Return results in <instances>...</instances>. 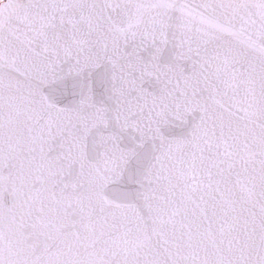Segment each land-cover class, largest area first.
<instances>
[{"label": "water", "instance_id": "water-1", "mask_svg": "<svg viewBox=\"0 0 264 264\" xmlns=\"http://www.w3.org/2000/svg\"><path fill=\"white\" fill-rule=\"evenodd\" d=\"M0 264H264V0H2Z\"/></svg>", "mask_w": 264, "mask_h": 264}, {"label": "flooded vegetation", "instance_id": "flooded-vegetation-1", "mask_svg": "<svg viewBox=\"0 0 264 264\" xmlns=\"http://www.w3.org/2000/svg\"><path fill=\"white\" fill-rule=\"evenodd\" d=\"M2 0H0V2H1Z\"/></svg>", "mask_w": 264, "mask_h": 264}]
</instances>
